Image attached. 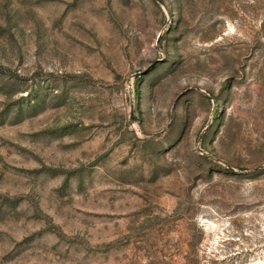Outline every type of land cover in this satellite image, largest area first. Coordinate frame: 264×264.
<instances>
[{
    "label": "rangeland",
    "instance_id": "1",
    "mask_svg": "<svg viewBox=\"0 0 264 264\" xmlns=\"http://www.w3.org/2000/svg\"><path fill=\"white\" fill-rule=\"evenodd\" d=\"M0 264H264V0H0Z\"/></svg>",
    "mask_w": 264,
    "mask_h": 264
},
{
    "label": "water",
    "instance_id": "2",
    "mask_svg": "<svg viewBox=\"0 0 264 264\" xmlns=\"http://www.w3.org/2000/svg\"><path fill=\"white\" fill-rule=\"evenodd\" d=\"M158 38H159V34L156 35V40H155L156 43H157V41H158Z\"/></svg>",
    "mask_w": 264,
    "mask_h": 264
}]
</instances>
